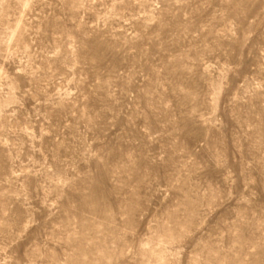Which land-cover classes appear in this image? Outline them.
Returning <instances> with one entry per match:
<instances>
[{"label": "rangeland", "instance_id": "rangeland-1", "mask_svg": "<svg viewBox=\"0 0 264 264\" xmlns=\"http://www.w3.org/2000/svg\"><path fill=\"white\" fill-rule=\"evenodd\" d=\"M0 264H264V0H0Z\"/></svg>", "mask_w": 264, "mask_h": 264}]
</instances>
